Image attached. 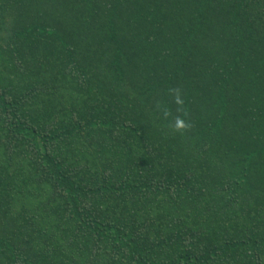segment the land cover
Listing matches in <instances>:
<instances>
[{"label":"trees","instance_id":"obj_1","mask_svg":"<svg viewBox=\"0 0 264 264\" xmlns=\"http://www.w3.org/2000/svg\"><path fill=\"white\" fill-rule=\"evenodd\" d=\"M0 264H264V0H0Z\"/></svg>","mask_w":264,"mask_h":264},{"label":"clouds","instance_id":"obj_2","mask_svg":"<svg viewBox=\"0 0 264 264\" xmlns=\"http://www.w3.org/2000/svg\"><path fill=\"white\" fill-rule=\"evenodd\" d=\"M177 126H178L179 128H184V127H186V125L184 124L183 121H177Z\"/></svg>","mask_w":264,"mask_h":264}]
</instances>
